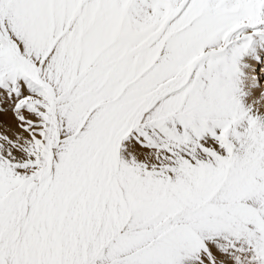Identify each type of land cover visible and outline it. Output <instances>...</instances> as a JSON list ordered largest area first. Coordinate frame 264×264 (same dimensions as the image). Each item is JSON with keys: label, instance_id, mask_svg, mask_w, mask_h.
Here are the masks:
<instances>
[{"label": "snow or ice", "instance_id": "obj_1", "mask_svg": "<svg viewBox=\"0 0 264 264\" xmlns=\"http://www.w3.org/2000/svg\"><path fill=\"white\" fill-rule=\"evenodd\" d=\"M0 264H264V0H0Z\"/></svg>", "mask_w": 264, "mask_h": 264}]
</instances>
